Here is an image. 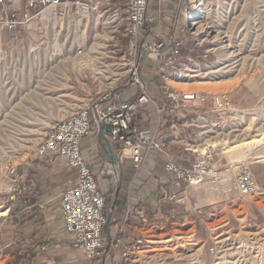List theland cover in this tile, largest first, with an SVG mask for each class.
Returning <instances> with one entry per match:
<instances>
[{
    "label": "built area",
    "instance_id": "built-area-1",
    "mask_svg": "<svg viewBox=\"0 0 264 264\" xmlns=\"http://www.w3.org/2000/svg\"><path fill=\"white\" fill-rule=\"evenodd\" d=\"M210 2L184 0L181 3L178 13L186 17L189 34L195 35L194 20ZM147 4L148 0H124V13H120L112 7L111 0H0V32L32 22L45 23L42 12L54 7L61 22L70 11L76 12L75 17H97L96 33H105L97 55L90 53V38L75 44L63 39L67 41L65 44L75 46V60L87 67L98 89L88 94L69 116L52 124L33 153L35 158L60 159L74 172V182L58 196L59 214L69 245L81 252L87 262L95 261L105 251L103 231L113 222L106 215L107 192L100 185L93 162L82 149V140L91 136L98 123L110 125L107 137L117 168L129 164L138 176L149 156H164L158 207L164 209L165 221L176 218L182 206L190 212L201 213L202 207L191 203L190 196L202 184L225 194L235 191L243 197L260 190L250 163L245 161L237 166L227 161L222 163L224 153L213 146V142H233L245 128L246 113L236 108L227 92L183 91L170 86L169 78H187L188 72L195 68L186 62L191 57L182 56L186 41L184 36L174 34L177 26L165 38L159 32L154 36L145 33V28L161 17V14L149 13ZM92 60L95 72L86 63ZM146 62H152L162 81L156 94L151 93L149 83L141 75ZM129 89L134 92L127 93ZM149 107L155 115V128L142 126L138 120V115L147 112ZM174 146L178 148L176 152ZM99 171L107 178L118 180L117 170L106 159L101 161ZM5 176L7 195L0 203V212H4L0 215V234L10 220L13 202L20 197L23 203H28L36 195L18 171V164L7 166ZM138 214L145 230L143 237L131 241L122 235L116 239L117 264L139 260L140 252L161 240L156 236L157 230H163V225L159 226L161 220H149L142 212ZM175 224L176 221L171 222ZM192 236L193 232L182 238ZM47 248V244L36 246L38 253Z\"/></svg>",
    "mask_w": 264,
    "mask_h": 264
},
{
    "label": "crops",
    "instance_id": "crops-1",
    "mask_svg": "<svg viewBox=\"0 0 264 264\" xmlns=\"http://www.w3.org/2000/svg\"><path fill=\"white\" fill-rule=\"evenodd\" d=\"M181 3L184 0H148V12L161 17L149 24L145 33L154 36L159 32L165 38L177 26L175 35L186 34L184 16L178 13ZM111 5L124 13V0H111ZM75 16L76 12L70 11L66 18L72 33L64 27L56 42L52 32L38 29L39 21L0 32V134L12 141L15 148H35L52 124L69 116L88 94L98 89L87 67L75 60V46L63 41L67 38L68 43L75 44L87 38L96 40L98 18ZM183 52L184 49L182 56ZM150 63L145 65L149 72L141 75L149 87L154 85L150 91L156 94L162 81ZM155 75L158 79L152 82L150 79ZM133 92L129 89L127 93ZM154 119L150 107L138 115L140 125L149 128H155ZM97 133L95 128L91 136L82 140V149L93 162L100 185L107 192L106 215L113 222L104 228L106 248L94 264H117L116 239L122 235L131 241L143 237L145 230L138 212L149 220H163L158 190L164 178L161 169L164 156H149L138 176L129 164L118 168L116 165L118 180L114 181L99 171L101 161L107 158L98 144ZM177 150L174 146L173 151ZM54 159L48 157L29 169L19 165L18 171L36 195L28 203H23L20 197L13 202L10 220L0 234V264H84L82 253L69 245L58 205L60 192L74 182V172L63 161ZM39 244H47V250L38 253Z\"/></svg>",
    "mask_w": 264,
    "mask_h": 264
},
{
    "label": "rangeland",
    "instance_id": "rangeland-1",
    "mask_svg": "<svg viewBox=\"0 0 264 264\" xmlns=\"http://www.w3.org/2000/svg\"><path fill=\"white\" fill-rule=\"evenodd\" d=\"M205 8L196 17L197 20L199 17L205 18L204 32L199 33L197 25H194L195 35L189 34L184 17L186 34L183 36L186 44L183 58L191 57V61L186 60L187 64L202 72L201 75L207 74L202 79L211 78L217 82L206 87H198V84L176 86L171 81L169 84L183 91L227 92L236 108L246 113L243 125L246 127L252 121L257 133L264 132V0H211ZM58 17L55 25L43 21L38 24L39 30L52 32L55 42L62 28L66 27L72 33L69 21L66 19V22H61ZM216 32L222 40L219 46L230 43L229 51L236 50L232 60L222 48L212 50L213 46H218L216 42L210 41V36ZM92 41L91 44L96 40ZM90 49L93 55L100 51L92 47ZM91 69L96 71L94 65ZM142 72H149L148 68L144 66ZM200 76L176 80L185 82ZM156 79L157 76L150 80ZM250 134L253 136L254 132ZM239 135L235 141L240 139ZM260 148H257V154L264 153V148ZM33 153L34 148H15L12 141L0 134V203L7 195L6 167L16 163L18 167L20 165L29 169L31 165L43 162V159L35 158ZM225 157L222 163H230ZM245 161L246 164L250 163L256 177L260 188L257 193L243 197L235 191L226 194L214 191L207 184L195 187L190 202L201 206V213L194 212L189 216L190 210L182 206L178 208L176 218L160 221L159 226L163 225V230H157L156 236L171 241L152 244V248L140 252L137 255L140 259L132 264H264V160L249 157ZM237 163L242 162L233 161L230 164L236 166ZM172 221H176V224L171 225ZM192 232L191 238H182ZM82 262L94 264L95 261L87 262L83 257Z\"/></svg>",
    "mask_w": 264,
    "mask_h": 264
},
{
    "label": "bare ground",
    "instance_id": "bare-ground-1",
    "mask_svg": "<svg viewBox=\"0 0 264 264\" xmlns=\"http://www.w3.org/2000/svg\"><path fill=\"white\" fill-rule=\"evenodd\" d=\"M205 7L203 9V12L205 11ZM42 16L45 22L51 23V24H56V19H57V13L54 9V7H50L45 9L42 12ZM200 16V15H198ZM203 16V15H202ZM205 17V15H204ZM203 17H199V19L194 20V24L197 25V28L199 30V33L206 31V24L203 23V21L205 20V18ZM105 33L102 32V34L97 35L96 41H94L92 43V49H96L95 51H97V49L100 50L101 45H102V39L104 38ZM210 41L211 42H216L218 44V46H213L212 50H219L220 48L223 49V52L225 54L228 55V57H231L232 60L233 56H235V51L236 50H232L229 51V49L231 48L230 43H225L219 46V44H221L222 40H220V36L219 33L216 32L215 35L210 36ZM216 44V45H217ZM71 52V51H70ZM240 53V52H239ZM238 54V53H237ZM75 58V57H74ZM223 59V58H222ZM73 60V59H71ZM87 63V62H86ZM90 66H93V60L89 62ZM80 67V66H79ZM96 68V67H95ZM199 72V70L197 69H191L190 72H188V78H195L200 76L201 74H203L202 72ZM207 74L201 75L198 79H192L189 81H185V82H178L177 80H172L169 79V82H173L172 84L176 85V86H187V85H192V84H198L199 85H204L205 87L209 86L210 83H216L217 81L212 80L211 78L209 79H202L204 78V76H206ZM202 88V86H200ZM252 121L246 125L245 128H243L240 132V139L238 140H233L234 142L231 143H226V142H213V146L214 147H218L222 153H224V155L226 156V158L229 160V162H233V161H237V162H244L246 159H248L249 157L252 158H258L260 160H264V153L262 154L261 152L259 154H257V148L263 147L264 148V132H259L257 133V128L254 127V125H252ZM250 131L254 132L253 136H250L252 134L248 133ZM237 138V137H236ZM224 140V139H223ZM203 147H201L202 149ZM261 149V148H260ZM238 164V163H237ZM236 164V166H237ZM227 189V188H226ZM227 191V190H225ZM2 213L4 212H0V215H2ZM171 241L170 239L168 240H160L157 243H162V242H169ZM214 264H219V263H214Z\"/></svg>",
    "mask_w": 264,
    "mask_h": 264
},
{
    "label": "water",
    "instance_id": "water-1",
    "mask_svg": "<svg viewBox=\"0 0 264 264\" xmlns=\"http://www.w3.org/2000/svg\"><path fill=\"white\" fill-rule=\"evenodd\" d=\"M97 141L98 144L103 152V154L106 156L107 160L111 163L114 171L117 170L116 168V158H115V153L113 151V147L111 143L109 142L106 133L110 131V125L108 123L101 124L98 123L97 126Z\"/></svg>",
    "mask_w": 264,
    "mask_h": 264
}]
</instances>
